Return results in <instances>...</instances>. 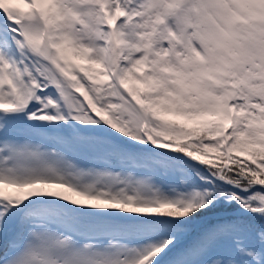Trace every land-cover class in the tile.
I'll return each mask as SVG.
<instances>
[{"label":"snow or ice","instance_id":"6c2138e0","mask_svg":"<svg viewBox=\"0 0 264 264\" xmlns=\"http://www.w3.org/2000/svg\"><path fill=\"white\" fill-rule=\"evenodd\" d=\"M0 264H264V0H0Z\"/></svg>","mask_w":264,"mask_h":264}]
</instances>
